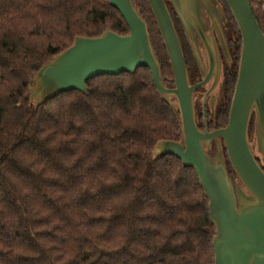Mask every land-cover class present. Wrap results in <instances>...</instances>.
Wrapping results in <instances>:
<instances>
[{"label": "clouds", "instance_id": "obj_1", "mask_svg": "<svg viewBox=\"0 0 264 264\" xmlns=\"http://www.w3.org/2000/svg\"><path fill=\"white\" fill-rule=\"evenodd\" d=\"M15 66L20 78L5 81L13 88L30 73L26 63L17 61ZM135 87V83L102 81L94 83L84 95L69 93L50 101L43 110L51 120L33 122L28 134L50 154L51 161L41 160L29 145L9 152V159L0 161V185L7 192L5 196L0 191V264H69L81 251L80 240L86 233L91 234L92 244L84 250L126 249L113 264H203L206 249L187 235L193 226L188 223L194 215L190 206L197 201L195 183L189 182L182 190L174 187L182 171L177 161L162 164L158 175L149 176L147 165L154 159L151 144L119 140L140 125L135 123L138 114L120 106L111 93ZM137 155L139 160L135 159ZM101 161L104 167L97 168ZM12 163L39 178L40 192L54 207L45 204L31 183L16 175ZM126 176L134 179L118 195L89 205L77 204L85 195L94 197L103 187L122 183ZM96 178L101 180L93 183ZM146 183L173 209L171 214L165 213L157 201L134 208ZM94 208L102 211L94 213ZM89 215H121L124 220L117 225L105 222L85 229ZM145 230L151 233L149 238L134 237V233ZM17 232L32 236L35 247L8 239Z\"/></svg>", "mask_w": 264, "mask_h": 264}, {"label": "water", "instance_id": "obj_2", "mask_svg": "<svg viewBox=\"0 0 264 264\" xmlns=\"http://www.w3.org/2000/svg\"><path fill=\"white\" fill-rule=\"evenodd\" d=\"M156 19L173 72V88L166 87L154 52L148 25L134 0H109L129 28L128 35L106 31L96 38L77 37L73 45L44 65L29 81L30 105L35 108L72 91L85 93L87 82L102 76L134 74L148 68L161 98L179 112L181 138L160 141L153 155H172L198 176L209 201L215 226V264H264V33L250 0H224L241 36L238 78L228 124L213 132H201L195 122L194 93L214 83L221 61L215 35L229 58L223 30L225 12L218 0H169L182 26L204 79L189 81L182 47L164 0H148ZM209 21L208 30L205 22ZM203 51L208 60L206 68ZM175 99L176 101H173ZM214 109L213 101L211 104ZM256 118L254 147L249 141L251 118ZM216 153L210 154L212 143ZM240 184L228 173L221 143Z\"/></svg>", "mask_w": 264, "mask_h": 264}, {"label": "trees", "instance_id": "obj_3", "mask_svg": "<svg viewBox=\"0 0 264 264\" xmlns=\"http://www.w3.org/2000/svg\"><path fill=\"white\" fill-rule=\"evenodd\" d=\"M164 1L182 47L190 84H194L197 77V66L193 53L172 5L169 0ZM134 2L140 15L148 25L151 43L160 63L164 83L166 87L171 88L174 84L173 80L169 82L166 79V77L172 78L173 76L171 64L149 2L148 0H134ZM218 2L225 12L223 30L227 39L230 62L232 63L231 67H226L224 70L219 101L213 111H208L206 125L210 132L224 128L228 124L232 97L238 78L242 43L238 27L227 5L224 0H218ZM250 4L264 33V0H250ZM106 31H112L119 35L129 34L126 22L121 14L110 5L109 0H0V161H7L9 159L8 153L15 151L22 145H29L34 152L39 154L41 160L51 161L50 154L41 145L36 144L28 134L29 126L33 122L42 123L51 120L48 113L43 110V106L50 101L37 108L30 105L29 81L44 65L70 48L77 37L96 38L102 36ZM17 61L26 63L30 68V73L28 78L23 80L18 87L13 88L10 83H5V81L20 78L21 74L15 66ZM102 81L120 85L135 83V88H128L126 91L116 89L111 93L112 99L120 106L127 111L138 114V121L135 123L140 125L126 131L119 137V140L126 143L129 140L136 139L151 144V155L154 159L147 165L149 176L158 175L162 164L167 162L177 161L182 165L181 174L176 179L174 187L182 190L189 182H193L198 189L197 201L190 206L194 211V215L188 218V223L193 226L189 228L187 235L199 241L206 249L207 255L203 258V264H215L213 240L216 229L210 219L209 201L197 174L192 168L184 167L182 162L175 156L155 157L153 155L154 148L160 141L178 142L180 140L181 130L177 120V117H179L178 110L175 114L173 109L158 94L148 68H140L134 74L123 73L117 76L107 75L94 78L87 82L88 91H91L94 83ZM69 93L84 95L78 91ZM69 93L62 94L59 97ZM81 110L87 111L83 106H81ZM255 132L256 118L253 114L248 129L250 143ZM225 158L229 175L232 179L236 178L226 151ZM135 159L139 160L140 157L137 155ZM257 161L264 171V164L259 158H257ZM35 166L39 167V165ZM12 167L16 175L22 177L37 189L45 204L54 207L52 201L48 200L43 192H40L38 177L34 176L27 168L19 167L15 163H12ZM103 167L104 163L101 161L97 168ZM133 179L134 177L126 176L122 183L103 187L94 197L85 195L77 201V204L84 206L94 201H106L128 188ZM100 180L101 178H96L93 183ZM51 183L55 184V182ZM0 191H4L5 196H7L6 189L2 185H0ZM149 201H157L161 209L167 214L173 212V209L160 200L146 183L140 190L134 208L142 207ZM99 211H102V209H92L94 213ZM123 220L124 217L121 215H113L110 218L103 215H89L86 217L84 227L88 229L102 225L105 222L109 225H117ZM89 235L91 234L86 233L81 237V251L76 259L69 261V264H113L114 259L126 254V249L115 252L106 251L102 248L90 251L84 250L85 247L92 244ZM133 235L137 239H147L151 233L145 230L136 232ZM8 239H18L29 247H35V241L27 232H17L14 237H8ZM162 251H167V249Z\"/></svg>", "mask_w": 264, "mask_h": 264}, {"label": "flooded vegetation", "instance_id": "obj_4", "mask_svg": "<svg viewBox=\"0 0 264 264\" xmlns=\"http://www.w3.org/2000/svg\"><path fill=\"white\" fill-rule=\"evenodd\" d=\"M208 28H209V21L207 20V22H205V29L208 30ZM215 38H216L217 46L219 49V56H220V61H221V73H220L218 83H217L215 89L206 97L208 91L211 89V87L214 83V77H213L207 85L197 89L195 91L194 97H193L194 98L195 122H196L197 127L199 128V130L201 132H205L206 130L208 132H210L208 130L207 125H206L208 111L210 112V111H213L215 109V107L219 101L220 95H221V86H222V79H223L222 76H223L224 70L226 67H231V63H232V62H230V57L228 58L224 54L222 47H221L216 35H215ZM226 42H227V39H226ZM227 49H228V46H227ZM202 52L204 55V59H205L204 61H205L206 68H208V60H207V57L203 51V48H202ZM228 54H229V51H228ZM195 63L197 66V77L195 79L196 82L194 84H191V85L198 84L204 79V74L199 69L196 60H195ZM212 101H213V105H214L213 110L211 108ZM201 121H202L203 126L201 125ZM214 146H215V143L213 142L212 147H214Z\"/></svg>", "mask_w": 264, "mask_h": 264}, {"label": "rangeland", "instance_id": "obj_5", "mask_svg": "<svg viewBox=\"0 0 264 264\" xmlns=\"http://www.w3.org/2000/svg\"><path fill=\"white\" fill-rule=\"evenodd\" d=\"M187 42H188V40H187ZM204 56V55H203ZM205 60V59H204ZM164 79V78H163ZM166 79H167V81H171V80H173V76H172V78H170V77H166ZM174 87V84L171 86V88H173ZM173 101H176L175 99H173ZM255 137H256V132H255V135H254V137L252 138V141H251V144H252V146L254 147V144H255ZM221 147H222V150H223V154H224V158H225V149H224V144H223V142L221 143ZM209 153L210 154H215L216 153V144H215V146L214 147H211V150L209 151ZM225 160H226V158H225ZM233 181H234V184H237V183H239L240 184V182H239V180L237 179V177L236 178H233Z\"/></svg>", "mask_w": 264, "mask_h": 264}]
</instances>
